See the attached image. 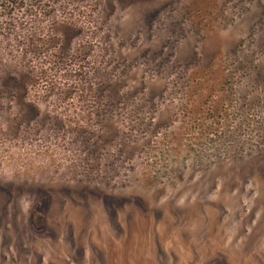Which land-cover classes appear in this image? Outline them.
<instances>
[{
  "label": "rangeland",
  "instance_id": "obj_1",
  "mask_svg": "<svg viewBox=\"0 0 264 264\" xmlns=\"http://www.w3.org/2000/svg\"><path fill=\"white\" fill-rule=\"evenodd\" d=\"M120 1L0 85V264H264V0Z\"/></svg>",
  "mask_w": 264,
  "mask_h": 264
},
{
  "label": "trees",
  "instance_id": "obj_2",
  "mask_svg": "<svg viewBox=\"0 0 264 264\" xmlns=\"http://www.w3.org/2000/svg\"><path fill=\"white\" fill-rule=\"evenodd\" d=\"M120 3V0H0V85L24 90L43 87L47 94L59 97L65 96L64 90L75 91V87L62 88L56 75L76 61L85 62L93 49L89 40L93 42L100 30L105 33L106 29H99L98 24L111 19ZM109 6L112 11L107 16ZM84 25L89 28L77 47L74 44L84 36ZM114 28L117 26L112 25V32ZM8 60L10 64H3ZM4 71H9V78L4 77ZM17 71L27 75L22 77ZM120 90L117 97L122 99L124 94H119Z\"/></svg>",
  "mask_w": 264,
  "mask_h": 264
}]
</instances>
